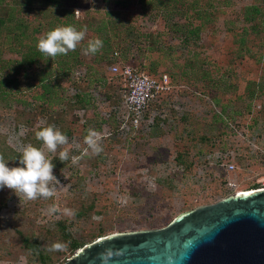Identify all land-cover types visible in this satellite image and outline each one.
I'll return each mask as SVG.
<instances>
[{"label": "rangeland", "instance_id": "obj_1", "mask_svg": "<svg viewBox=\"0 0 264 264\" xmlns=\"http://www.w3.org/2000/svg\"><path fill=\"white\" fill-rule=\"evenodd\" d=\"M67 25L86 26L85 39L67 55L44 57L38 38ZM95 38L103 47L85 55ZM122 64L169 79L135 125L125 118L121 77L110 71ZM47 126L68 138L56 153L45 150L60 184L35 201L0 189V264H61L70 242L159 228L257 186L264 0H0V155L9 168L28 145L42 148L35 132ZM89 129L99 133L98 155L85 154ZM73 156L81 157L75 165ZM55 243L66 247L48 251Z\"/></svg>", "mask_w": 264, "mask_h": 264}, {"label": "water", "instance_id": "obj_2", "mask_svg": "<svg viewBox=\"0 0 264 264\" xmlns=\"http://www.w3.org/2000/svg\"><path fill=\"white\" fill-rule=\"evenodd\" d=\"M61 264H264V187L183 211L159 228L98 236Z\"/></svg>", "mask_w": 264, "mask_h": 264}, {"label": "clouds", "instance_id": "obj_3", "mask_svg": "<svg viewBox=\"0 0 264 264\" xmlns=\"http://www.w3.org/2000/svg\"><path fill=\"white\" fill-rule=\"evenodd\" d=\"M87 27L78 30L73 25L58 26L38 38L37 50L50 59H55L58 55H67L70 51H75L77 46L85 39ZM103 47V42L99 38L88 41L83 49L85 55L96 54ZM35 138L42 143V148L28 145L19 156V167L9 168L4 157L0 155V189L12 190L21 200L35 201L40 198L48 199L55 196L56 186L60 184L53 174L55 165L52 160L45 155V150L49 153H56L61 146L68 144V138L54 126L43 127L35 132ZM99 133L89 129L84 138L87 145L85 154L91 150L98 155L103 151L99 144ZM58 159L61 162L69 160V149L63 148L59 151ZM81 157L73 156L72 164H77ZM49 213H56L58 209L55 205L48 209ZM64 214L73 216V210L64 209ZM61 243L53 244L48 251H57L65 248ZM103 258V254H101Z\"/></svg>", "mask_w": 264, "mask_h": 264}, {"label": "built area", "instance_id": "obj_4", "mask_svg": "<svg viewBox=\"0 0 264 264\" xmlns=\"http://www.w3.org/2000/svg\"><path fill=\"white\" fill-rule=\"evenodd\" d=\"M110 71L121 77L123 82V104L128 123L135 125L142 117V112L150 101L167 91L170 87L166 74L158 76L140 72L128 64L111 66ZM125 120V121H126ZM232 165H228L231 169ZM257 187H264V175L259 179Z\"/></svg>", "mask_w": 264, "mask_h": 264}, {"label": "trees", "instance_id": "obj_5", "mask_svg": "<svg viewBox=\"0 0 264 264\" xmlns=\"http://www.w3.org/2000/svg\"><path fill=\"white\" fill-rule=\"evenodd\" d=\"M52 1V3L53 4H55L56 5V3H58L59 2V0H58V2L55 0H51ZM49 2H50V0H49ZM178 160V159H177ZM257 186L255 185V186H252V187H250V188H256ZM78 246H80V244H77V243H75L74 241L73 242H70V249H72V250H74L75 248H77Z\"/></svg>", "mask_w": 264, "mask_h": 264}, {"label": "bare ground", "instance_id": "obj_6", "mask_svg": "<svg viewBox=\"0 0 264 264\" xmlns=\"http://www.w3.org/2000/svg\"><path fill=\"white\" fill-rule=\"evenodd\" d=\"M245 190H248V189H245ZM240 191H244V190H240Z\"/></svg>", "mask_w": 264, "mask_h": 264}]
</instances>
